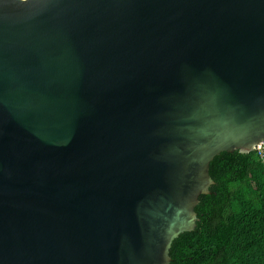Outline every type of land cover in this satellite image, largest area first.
I'll use <instances>...</instances> for the list:
<instances>
[{"label":"water","instance_id":"95a60500","mask_svg":"<svg viewBox=\"0 0 264 264\" xmlns=\"http://www.w3.org/2000/svg\"><path fill=\"white\" fill-rule=\"evenodd\" d=\"M260 142L264 0H0V264H170Z\"/></svg>","mask_w":264,"mask_h":264},{"label":"trees","instance_id":"16d2710c","mask_svg":"<svg viewBox=\"0 0 264 264\" xmlns=\"http://www.w3.org/2000/svg\"><path fill=\"white\" fill-rule=\"evenodd\" d=\"M196 226L172 242L170 264H264V157L254 148L215 156Z\"/></svg>","mask_w":264,"mask_h":264},{"label":"built area","instance_id":"2783aa9c","mask_svg":"<svg viewBox=\"0 0 264 264\" xmlns=\"http://www.w3.org/2000/svg\"><path fill=\"white\" fill-rule=\"evenodd\" d=\"M255 148L258 150V153L264 157V142H260Z\"/></svg>","mask_w":264,"mask_h":264}]
</instances>
